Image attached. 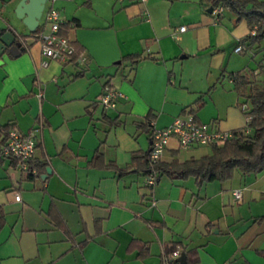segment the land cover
I'll use <instances>...</instances> for the list:
<instances>
[{"label":"crops","instance_id":"obj_1","mask_svg":"<svg viewBox=\"0 0 264 264\" xmlns=\"http://www.w3.org/2000/svg\"><path fill=\"white\" fill-rule=\"evenodd\" d=\"M17 1L0 0V34H25L19 52L0 55V125L32 134L34 172L0 158V264H168L170 245L184 264H264V168L199 186L159 173L149 186L129 166L149 149L148 126L185 117L199 97L194 116L207 130L244 124L229 73L249 62L234 50L245 20L223 8L215 17L198 0H46L31 34L13 15ZM50 6L81 46L76 60L40 64ZM136 52L149 57L121 59ZM104 82L122 94L113 106L97 101ZM200 145L171 136L159 160L210 151Z\"/></svg>","mask_w":264,"mask_h":264},{"label":"trees","instance_id":"obj_2","mask_svg":"<svg viewBox=\"0 0 264 264\" xmlns=\"http://www.w3.org/2000/svg\"><path fill=\"white\" fill-rule=\"evenodd\" d=\"M199 5L207 10L208 6L214 7L220 5L223 9L229 10L234 14L235 19H244L248 32L240 37L236 45L246 52L250 57L261 47V41L264 39V0H198ZM60 27L59 33L63 34ZM253 30V32H250ZM38 31L36 27L31 34ZM73 46L71 60H76L81 52V46L72 40H69ZM149 57L141 53H129L122 55L121 59H129L131 65L140 58ZM79 73V71H78ZM232 78L234 89L242 99L240 108L245 116V122L241 127L229 130L230 135L221 143L210 142V151L198 156H189L181 161L171 159L169 161L149 160L148 152H133L129 166L144 169L146 174L151 171L155 177L159 173H164L169 177L183 178L193 176L194 182L199 186L202 182L218 179L223 180L232 176L235 170L246 174L257 172L264 168V53L256 66H249L248 69L232 71L229 73ZM103 90L109 88L106 82L103 83ZM202 104L199 97L188 108V114H191L196 121L194 112ZM149 120V115L143 117V121H137L136 125H145ZM13 123L0 125V136L3 137ZM147 127V126H146ZM147 127L149 138L151 132ZM97 154L94 162L99 158ZM140 157V161L137 159ZM121 167L120 169H124ZM260 215L258 217H263ZM173 246L165 249L163 258L171 263V252ZM188 260H191V258Z\"/></svg>","mask_w":264,"mask_h":264},{"label":"built area","instance_id":"obj_3","mask_svg":"<svg viewBox=\"0 0 264 264\" xmlns=\"http://www.w3.org/2000/svg\"><path fill=\"white\" fill-rule=\"evenodd\" d=\"M124 1V0H118ZM143 2L144 0H126ZM222 10L220 5L214 6L211 12L216 17ZM44 20L48 22L49 28L45 33L38 36L40 53L42 55L40 64L46 65L50 59H56L64 62L70 59L73 53V46L69 39L58 32L59 24L63 18L59 11L54 7H49L44 12ZM183 25L178 29L182 30ZM253 32V30H250ZM240 49L239 45L234 46V50ZM121 92L114 87L105 89L98 95L97 101L103 106H113L116 98L121 96ZM229 131L207 130L202 125L194 121L191 114L185 117H175L169 124L154 128L151 131L150 146L148 157L154 162L159 160L169 137H175L179 147H187L192 144H205L210 142L221 143L227 136ZM35 148V140L31 133L22 132L14 127H9L3 137L0 136V158L9 157L17 161L19 168L32 171L34 169L28 165V161L33 155ZM146 184L151 186L155 181V173L149 171L146 177ZM232 199L235 202L240 200L241 192L239 188L231 191ZM19 194L14 193V199H18ZM177 255V251L171 252V256ZM223 264H229L224 262Z\"/></svg>","mask_w":264,"mask_h":264},{"label":"water","instance_id":"obj_4","mask_svg":"<svg viewBox=\"0 0 264 264\" xmlns=\"http://www.w3.org/2000/svg\"><path fill=\"white\" fill-rule=\"evenodd\" d=\"M46 0H18L13 7V15L21 20L29 32H33L38 24L44 3ZM212 7L208 6L207 11H211ZM25 37L24 33L13 32L11 30L3 31L0 34V55L5 48L14 54L19 52V45ZM46 172L49 168L46 167ZM184 252H180L172 259L173 264H184Z\"/></svg>","mask_w":264,"mask_h":264},{"label":"rangeland","instance_id":"obj_5","mask_svg":"<svg viewBox=\"0 0 264 264\" xmlns=\"http://www.w3.org/2000/svg\"><path fill=\"white\" fill-rule=\"evenodd\" d=\"M260 49L258 51H256L255 54L252 55V57H250V53H247L246 54V58L248 59V64L246 66V68L248 69L249 66H256L258 60H260L263 56V53H264V39L261 41V44H260ZM242 99V96L240 97V100ZM200 148L201 147H205L208 151L210 150V145L209 143H205V144H202L199 146Z\"/></svg>","mask_w":264,"mask_h":264}]
</instances>
